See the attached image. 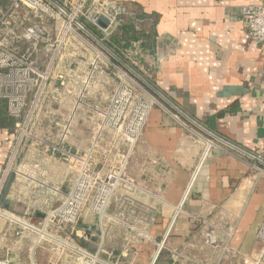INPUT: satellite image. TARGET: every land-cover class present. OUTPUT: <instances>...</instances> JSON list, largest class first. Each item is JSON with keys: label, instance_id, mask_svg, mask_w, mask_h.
Wrapping results in <instances>:
<instances>
[{"label": "crops", "instance_id": "crops-1", "mask_svg": "<svg viewBox=\"0 0 264 264\" xmlns=\"http://www.w3.org/2000/svg\"><path fill=\"white\" fill-rule=\"evenodd\" d=\"M118 1L141 18L146 36L131 52L149 70L164 105L151 110L125 168L138 188L119 187L109 204L101 256L116 264H251L262 247L257 232L264 218V176L234 146L264 151V45L248 36L239 12L264 0ZM69 55L75 56L71 72L78 78L54 79L31 122V132L45 142L25 138L7 175L18 129L0 117V202L36 226L71 190L80 162L64 152L87 154L119 76L111 77L113 70L101 62L83 91L94 52L82 47ZM171 104L192 127L165 107ZM71 117V134L60 143L61 126ZM208 132L231 145L214 137L220 147L203 159ZM126 149L125 140L105 128L90 157L92 170L104 177L119 168ZM11 172L15 177L5 192ZM47 229L91 250L102 235L98 214L88 205L77 223L55 219ZM207 231L219 246L206 242ZM36 241V233L19 236L0 220V256L11 264H79L74 255L51 250L50 242Z\"/></svg>", "mask_w": 264, "mask_h": 264}, {"label": "built area", "instance_id": "built-area-1", "mask_svg": "<svg viewBox=\"0 0 264 264\" xmlns=\"http://www.w3.org/2000/svg\"><path fill=\"white\" fill-rule=\"evenodd\" d=\"M125 14L127 11L123 3L118 0H8L6 4L0 3V99L5 100L8 113L17 119L15 125L18 129L15 139L10 144L11 156L6 175L25 138L30 137L39 142H45L42 137L31 132V122L48 92L49 84L54 79L67 82V80L78 78L71 72L72 63L75 60V56L69 55L72 51L84 47L97 54L90 62L89 73L82 79L83 91L89 87L94 78V72L98 70L101 62L115 67L121 80L109 107L99 113L97 135L84 157H77L64 152L58 146H53L69 155L72 160L80 162V166L71 190L64 195L59 206L47 213L43 224L34 225L0 202V220H4L9 227H13L17 235L23 236L26 232H34L37 234L36 244L46 240L52 244V250L57 254L74 255L79 264H116L101 256L104 245V221L110 216L108 207L119 187L138 188L133 181L125 177L124 172L130 155L143 134L152 107L159 103L155 96L144 89L142 91L148 94L150 101L135 94L130 87L131 78L124 69H129V66L127 64L120 66L105 54L107 52L113 58L116 56L115 51L107 45L108 39L116 32ZM101 16L105 17L109 23H101ZM239 16L248 36L257 44L264 45V4L244 5L241 7ZM34 19H38L39 23L30 24L29 21ZM51 22L54 32L46 25ZM21 24L24 26L19 29ZM158 60L163 59L159 57ZM61 64L64 68L63 73L60 72ZM143 83L159 98L164 99L163 94L153 84L150 85L144 80ZM29 97H31L29 108L23 115ZM171 107L176 109L172 104ZM72 121L71 117L61 126L60 143L66 141L71 134ZM189 121L196 122L191 119ZM106 126L116 128L122 139L130 144L128 153L123 157L119 168L108 173V176L102 177L92 170L90 157L98 147V139ZM208 134L212 139L217 138L222 144L231 145L228 140L210 132ZM215 146L220 147V144L206 138L203 159ZM234 147L248 157L247 163L251 169L260 176H264V151L254 153ZM53 192L60 193L56 189H53ZM85 205L98 214V224L102 235L95 250L88 249L74 242L73 239L59 238L47 229L55 219L68 224L77 223ZM180 212L181 207H177L173 222ZM169 232L170 228L166 235ZM257 236L262 241V247L252 258L251 264H264V218L259 225ZM206 242L213 247L219 246L218 239L211 231L206 232ZM162 247L163 243L159 245V250H162ZM0 264H11V261L8 257L0 256Z\"/></svg>", "mask_w": 264, "mask_h": 264}, {"label": "rangeland", "instance_id": "rangeland-1", "mask_svg": "<svg viewBox=\"0 0 264 264\" xmlns=\"http://www.w3.org/2000/svg\"><path fill=\"white\" fill-rule=\"evenodd\" d=\"M35 22L37 23L38 22V19H34V20H32L31 22L29 21V23L30 24H35ZM39 23V22H38ZM25 24H27V23H25ZM46 25L49 27V28H52V32H54V30H53V24H52V22L51 23H46ZM24 25H20V27H19V29H21V27H23ZM117 34H119V32H114V34L112 35V36H110L109 37V39H108V43H110V42H114V38H115V36L117 35ZM123 38H120V40H122ZM124 43V41H122V43H121V46H119L118 48H116L117 50H116V52L119 54V59H121V58H123V59H125V60H127L128 62L126 63L128 66H129V69L128 68H124L125 70H126V72L128 73V75H129V77L131 78V80H133L134 82H132L131 80L129 81V83H130V87L131 88H133V90H134V93L135 94H137V95H141V96H143L144 98H145V100H149L150 101V98H149V96H148V94L147 93H149V94H151V95H153V96H155L156 98H157V100H158V102L159 103H156L152 108H155L157 105H164V103L163 102H161L162 100L153 92V90L152 89H150L147 85H145L144 83H143V80L145 81V82H147L148 84H152V78L150 77V72H149V70H147V69H145V67L143 66H141L142 64L140 63V61H139V59L137 58V56H134L133 55V53L131 52V49H133V47L132 48H124V47H122V44ZM136 46L137 47V45H138V42H133V46ZM139 46L140 47H142V44H141V42H139ZM100 47V46H99ZM135 47V48H136ZM134 48V49H135ZM101 49V48H100ZM113 49H115L114 47H113ZM132 53V54H131ZM105 54L112 60V61H114L113 60V56H111L109 53H107V52H105ZM96 53L94 52V57H96ZM118 57V56H117ZM116 62V61H115ZM118 64V63H117ZM119 65V64H118ZM121 66V65H120ZM123 67V66H122ZM130 68H131V70H130ZM143 68V69H142ZM110 69L111 70H113V71H110V75H111V77L112 76H114L113 75V73L114 72H116V73H118L117 71H116V69H115V67H113L112 65H110ZM97 71L98 70H96L95 72H94V75H96V73H97ZM113 72V73H112ZM109 73V72H108ZM119 75V74H118ZM121 80H120V78H119V76H118V79L115 81L116 82V86H115V88H114V91H113V94L111 95V97H110V100H109V102H108V106H107V108L109 107V105H110V102H111V100H112V97H113V95H114V92H115V89L117 88V85L119 84V82H120ZM144 87V88H143ZM145 90L147 93H145L144 91H142V90ZM165 107H167L173 114H174V116H176V118L181 122V123H183V124H188L187 123V121L177 112V111H175L171 106L169 107L168 105H165ZM106 108V109H107ZM105 109V110H106ZM190 127H192L190 124H188ZM106 128H109L110 130H113L114 132H115V134H117V136L119 137V138H122L120 135H119V131L116 129V128H114V127H112V126H106ZM207 135V134H206ZM204 136V137H206V138H209V139H211V140H213L215 143H218V141H216L215 139H212V138H210L209 136ZM126 142V145H127V149H126V151H125V153H124V156L128 153V148H129V142H127V141H125ZM137 146V145H136ZM135 150H136V147H135V149H134V151L132 152V154L130 155V158H129V161H128V164L127 165H129L130 164V162H131V159H132V156H133V154L135 153ZM107 156H108V153L106 154ZM116 170V168L115 167H113V168H111L110 169V171L108 172V173H111L112 171H115ZM107 173V174H108ZM106 174V175H107ZM105 175V176H106ZM108 176V175H107ZM52 247V246H51ZM51 247H50V249H51ZM52 250V249H51Z\"/></svg>", "mask_w": 264, "mask_h": 264}, {"label": "trees", "instance_id": "trees-1", "mask_svg": "<svg viewBox=\"0 0 264 264\" xmlns=\"http://www.w3.org/2000/svg\"><path fill=\"white\" fill-rule=\"evenodd\" d=\"M7 2L8 0H0V3L2 4H6ZM134 13L135 12L131 10V13H128L122 16L120 24L116 30L117 32H119V34L115 36L114 42H110L107 44L111 49H113V47L115 48L113 50L115 51L116 56L113 58V60L114 62L116 61V63L120 65L126 64L128 62L127 60L123 58L119 59L120 56L116 52L117 50L116 48L121 46L122 41H124V43L122 44V47L130 49L133 46V42H137L141 39L144 40L146 36L143 33V30H141V27L139 26V22L141 18ZM120 38H123V39L120 40ZM0 117L6 120V124H9V125L15 124L17 120L16 118H14L8 113L7 106H4V108L3 107L0 108Z\"/></svg>", "mask_w": 264, "mask_h": 264}, {"label": "water", "instance_id": "water-1", "mask_svg": "<svg viewBox=\"0 0 264 264\" xmlns=\"http://www.w3.org/2000/svg\"><path fill=\"white\" fill-rule=\"evenodd\" d=\"M100 22L101 23H103V22L104 23H109V21L105 17H103V16L100 17ZM14 177H15V172H11L10 175H9V177H8L6 186H5V192H7L9 190V188L11 186V183H12Z\"/></svg>", "mask_w": 264, "mask_h": 264}]
</instances>
